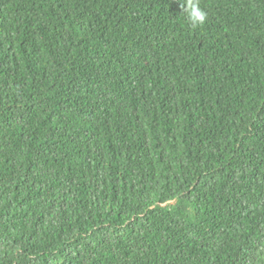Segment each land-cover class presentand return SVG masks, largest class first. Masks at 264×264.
<instances>
[{
    "label": "trees",
    "instance_id": "16d2710c",
    "mask_svg": "<svg viewBox=\"0 0 264 264\" xmlns=\"http://www.w3.org/2000/svg\"><path fill=\"white\" fill-rule=\"evenodd\" d=\"M0 0V264H264V0Z\"/></svg>",
    "mask_w": 264,
    "mask_h": 264
},
{
    "label": "clouds",
    "instance_id": "9594fccd",
    "mask_svg": "<svg viewBox=\"0 0 264 264\" xmlns=\"http://www.w3.org/2000/svg\"><path fill=\"white\" fill-rule=\"evenodd\" d=\"M187 19L193 28L202 26L207 20V12L199 6V0H188L187 7L183 8Z\"/></svg>",
    "mask_w": 264,
    "mask_h": 264
}]
</instances>
